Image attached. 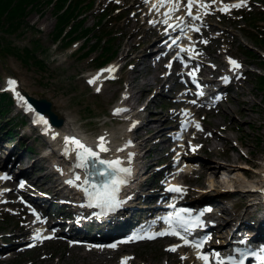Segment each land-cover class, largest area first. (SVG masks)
I'll return each mask as SVG.
<instances>
[{
    "label": "rangeland",
    "instance_id": "rangeland-1",
    "mask_svg": "<svg viewBox=\"0 0 264 264\" xmlns=\"http://www.w3.org/2000/svg\"><path fill=\"white\" fill-rule=\"evenodd\" d=\"M203 2V4H208L210 7L207 9L199 7L197 15H199L201 19L204 18V21L200 19L198 22H200V28H203L204 33L200 34L199 37L195 39V44H201V48L194 52L193 56L196 57V59L205 60L208 67H213L215 63L211 61L206 54H217L219 50L227 49V52L220 56L229 66V58L231 57L241 62L253 63L254 65H242L240 69L234 70L235 72L244 71L242 74H237L240 75L237 81L242 84V92H240L238 90L239 88L236 86L225 87V89L232 90L227 93L228 98L225 100L223 99L219 105L206 109L204 112L202 111V115L205 116L209 112L211 115L209 116V120L214 121L216 119L214 115L218 114V110H222V108L223 110H227L229 115L226 118L223 117V120L225 123H229L232 120L234 121V127L228 130L231 143L235 144L237 147V151H234V153L238 154L239 151H243V153L249 156V158H238L240 169L247 170L251 176H256L257 170L261 168L262 163H264V159L259 157L264 153V135L260 137L257 133L258 124L264 120V87H261L258 82L259 75H264V51L261 48L254 47L255 52H248L247 49L253 48L252 41L245 37L244 34L248 31V21H245V17L247 19L249 18L250 21H255L256 24L261 26L260 29L264 30V20L260 18V14H257L264 9V0H246L247 7H242L246 9L245 12H242V10L240 11V8H232L228 12L220 11L225 5L237 4L240 3V0H215V2H213V0H203ZM134 3L135 0H96V6L91 9L88 14L89 16L86 24L91 28H95L98 35L108 32L116 33V36L113 37V45L114 49L118 51V54L112 59L114 62L111 65L116 67L115 72L111 75L114 77L118 76L119 66L126 62L121 59L122 56L131 48L128 45V41L130 40L129 33L134 27L131 26L128 28V19L129 17L136 16L137 10L130 9ZM116 7H122V10L116 12L115 16L111 17L109 22L105 25L98 26L105 11L112 10ZM248 10L252 12H248ZM206 11L208 13L207 15H205ZM145 21L146 19L142 18L140 23H145ZM25 24V32L20 34L14 33L8 35L0 30V39L3 40L5 46L7 42H11L14 47H19L21 49L25 47L38 49L37 52L40 57L48 62L47 67L42 68L35 63L23 62L12 53L6 54L4 51H1L2 48L0 44V91L4 90V88H8L6 79L10 76H15L30 95L36 98L49 99L57 115H63L66 118L70 117L80 125H84L89 129L88 133H99L121 124H126L125 120L119 119L115 114L116 106L123 102L124 97L128 95L125 89L126 80L111 83L110 85L106 84L105 81H101L93 88L85 87V83L82 81V78H91L95 75L93 73L97 71L96 68L99 66L97 58L101 55L99 51L89 56L88 54H84L85 52L82 50L83 40H78L76 44L70 46L68 49L55 43L53 32L57 25V18L53 8L47 7L43 12H33L28 18V21L26 19ZM154 24H156V18H151L149 24L145 27L146 31ZM154 39H156L154 42H156L155 48L157 49L159 47V39L158 37H154ZM205 40L208 41L207 44L202 43V41ZM37 42H39L40 46L38 48ZM136 56L137 53L133 54L130 58H135ZM145 62L146 60L144 59L142 63L145 64ZM169 64H172V62L170 63L168 61V65ZM170 70L172 71V69ZM180 70L181 69H177V73L181 74L179 81H181L183 77L182 71ZM168 72L169 70H166L164 74ZM97 87L101 88L100 92L96 91ZM176 88L177 84L174 81L171 87L163 93L164 97L161 99L163 107L161 113L165 114L167 111H170L167 105L171 103L179 104L181 101H187L189 99L185 94L181 93L179 87L176 94H174V89ZM220 90H224V88L221 87ZM8 91L13 98V102L5 106L9 111L4 116H1L3 118L0 119V125H3V129H0V136L6 137L0 140V145L5 146V151H1L0 149V159L5 158L6 150L8 152V149H10L12 152L26 150L29 154L26 158V162H32L34 159L38 160L43 156L42 149L48 146L47 136L42 133V136H40L39 128H35L30 122L23 124L24 120H27V118L30 119V112L27 109H25L26 113L21 110V104L17 101L16 94L10 90ZM241 98L247 99L249 105L252 107L247 113H244L245 106L240 102ZM148 99L149 98L146 96L144 101L147 102ZM144 101L142 103H144ZM61 103H63V106H60ZM159 115L161 114L159 113ZM150 116H152V114L148 112L145 114L144 118L148 119ZM244 117L248 119L244 120ZM8 119L17 122L14 127L12 124H8ZM134 121L143 124L142 119H135ZM170 125L168 120L163 123V127L166 129H168ZM12 127L14 131H17L14 138L6 136L8 135V130H10V128L12 129ZM20 136H24L25 143L21 141L18 143L17 139ZM135 136L134 138H136ZM174 137L175 136H164L163 138L162 136L160 138L156 137L152 146L157 147V152L152 159L140 161L139 165L143 166V164L150 163L152 160L163 161L164 164L160 165L159 163V165H157V167H160L158 172H161L170 165H167L165 162L167 160L165 159H168L176 152L177 156L174 158L173 165L174 167H180L181 170L177 175L168 173V175L162 177L160 174L152 172L150 175L148 173L149 176L145 177V169L142 168V170L139 171V178L134 182L135 187L138 188L136 192H140L141 194V196L137 195L138 198L133 200L132 206H135V212H137V210H139L138 212H142L140 209H144L143 202H149L151 200L147 197L149 196L148 194L153 192L152 189L147 188L144 190V188L141 187V182L145 178L149 180L150 184L156 185L157 187L161 186L162 188H160L161 190L159 193L164 192L163 194H165V189L173 184L175 180H178L181 186H190L192 188L198 184L196 179L197 174L190 173L185 167L184 148L189 144L187 145L184 141H180L178 144H170ZM7 138H12L13 141L6 142L5 140H7ZM27 144L29 147H27ZM219 144L221 147L222 144ZM193 146H196L192 149H197V155L199 157H207L205 155V150L198 149L200 143L193 144L192 147ZM192 149L190 146L188 151L191 153ZM209 158H213V160L215 159L217 161H228L220 154H210ZM46 161V159L42 161L38 160L37 167L31 169L27 173L30 175L27 176H32L33 178L37 175H41L43 171L38 167L40 163H49ZM15 162L16 161H14V163ZM163 165L167 166L164 167ZM182 165L183 167H181ZM198 165L199 163L197 166ZM23 166L24 163L23 165L16 164L13 171L20 172ZM50 168L51 167L48 169ZM188 173L192 175H187ZM10 185L15 184L8 182L1 186L8 189L11 187ZM207 185H209L208 182H205L203 187ZM29 189L33 191L34 189H38L35 190V192L43 191L40 188ZM198 191H201V189L194 188L192 193ZM73 192L74 190H64L58 197L53 195H43V197L47 198L45 199L46 203L50 199H72L70 195ZM25 194L26 193L15 187V190L11 193V198H9L13 201L12 203L3 202L7 200L6 197L0 198V251L6 250L2 253V256H0V264H121L124 256L133 258L130 260V264H171L175 262L178 257H184L185 255L183 252H187V250L184 249L182 252L169 251L168 249L173 247L172 245L175 243L171 239H160L155 242L131 243L123 248L106 251L104 254L100 253L104 251L98 247L91 248V246H87L86 244L89 242H82V245H79L77 241L86 240L84 238L82 239L81 234L96 230L99 223L89 221L88 224H90L92 228H90L89 231L86 230L84 233L78 230H72L71 224L69 223L70 221L66 220L65 216V214L72 215L74 212L73 207L69 205H64L62 209L59 210L57 208L58 205L54 206L52 204L50 209L43 208L42 210L44 214V223L56 234L54 239L36 242L33 241V235L31 233L27 234V239L25 241L10 239L14 232L18 234L24 230L22 224L28 221L32 222L34 219V217L31 216L32 205L23 198ZM214 197L213 200H209L208 202L214 203L217 205V208L223 206L231 210L233 204H235L236 211H243V214L241 217L235 218V220H230L229 223L220 224L217 227V230L220 229L219 232L213 231L212 229L213 232L211 231L209 233V237L213 244H223L225 242V237L234 223H239L240 219L241 221L253 219L249 216L253 213L261 214L264 217V207L257 203V200L256 202L254 200L255 203L252 202L253 205L248 206L246 211L243 210V205H248L252 201V197L247 196L243 191L239 193H233V191L229 193L221 192ZM17 200H20V204ZM203 201L207 202V200ZM85 219L86 218H81L79 222H84ZM216 219L217 218H213V220ZM94 232L95 231H92V234ZM69 234H71V237H69ZM111 236L113 235L111 234L97 239L106 242ZM30 243H35L36 246L30 249L28 248Z\"/></svg>",
    "mask_w": 264,
    "mask_h": 264
},
{
    "label": "bare ground",
    "instance_id": "bare-ground-1",
    "mask_svg": "<svg viewBox=\"0 0 264 264\" xmlns=\"http://www.w3.org/2000/svg\"><path fill=\"white\" fill-rule=\"evenodd\" d=\"M127 1V0H124ZM158 0H135V3L130 9L137 10L135 17H129L128 19V28L131 26L134 27V29L130 30V40L128 41L129 47H131L123 56V61H128L129 65L123 67L122 72V78L123 81L126 80V91L129 92V95H126L124 97V101L117 105L116 109H127L125 111L126 113L129 112V117L126 118L125 123L121 124L119 126L113 127L109 130H105L103 132L99 133H88L89 129L86 128L84 125H80L78 122L74 121L70 117H64L63 115H58L60 118L63 119V122L61 125H53L51 124V121L49 119V116L45 113H43L42 117L48 121V125L46 126L43 123L36 122V116L38 115V111L32 106L28 99L26 98L25 92H27L23 86L22 83L19 81V79L15 76H10L6 79V85L8 87V81L9 80H15L17 81V91L20 93L21 96L24 97V99L27 101V104H25L23 101L19 100L17 98V101L24 107V109L28 110V106L30 105L33 111H29L31 115L32 122L36 125V127L40 128V131L46 135L47 141L49 143V146L52 149V153L45 156L40 157L38 160H47L46 162H49L47 164H41L38 167L43 173L41 175H37L36 177H29L27 174L31 169H34L37 167V159H34L32 162H26V158L28 157V153L26 150H19L17 152H12L10 149H8V152L6 154V157L2 160V163L0 164V177L2 174L7 172V170H13L15 160H18L19 163L24 166L18 173L20 176H26L29 180L28 186L29 188H40L41 192H44L45 195L50 196H58L61 192H63L65 189H74V193L76 194V188L73 185H68V183H65L66 177L68 178V175L70 177L72 176L73 172L71 169L75 167L76 160H75V154L73 153L71 156H66L64 154L65 151V138L66 137H76L81 142L86 144L89 147H92L94 150L97 149V145L99 144V138L105 137L107 141V147L109 148V151L106 153H101L102 156H109L111 159H120L122 161V166L126 168H130L131 172L134 174V178H138L137 175L139 174V171L142 170V168L145 169L144 176L147 177L150 175V173H158L162 177L168 175V173H171V175H177L179 171L181 170L180 167H174L173 161L174 158L177 156V153L174 152L168 159H165L167 165H169L165 170L158 172V169L160 167H157V165L164 164L163 161H156L152 160L150 163H145L143 166H140V161H145L147 159H152V157L157 152V147L152 146V143L155 141L154 139L156 137L162 138L164 136H175L172 138L170 144H177L178 141L185 140L186 138H189L191 142L200 143V147H198L199 150H205V155L208 157L203 158L199 157L197 155V149L193 150L190 153L188 148L184 150V159H185V167L188 169V171L191 173L197 174V181L198 184L195 187L188 186L187 188L180 186L184 188V192L191 196V202H199L203 200H207V202L210 200H213L217 194L224 192L229 193L231 192L229 186H235L232 188L233 193H239L241 191L244 192L249 197H252V201L248 205H243V210L246 211L248 206L253 205L252 202L254 200H257L260 198V194L264 192V163H262L261 168L257 170L256 176H251L247 172V170L240 169V166L238 164V158H249L245 153L240 152L238 154H235L234 151H237V147L235 144L231 143V138L228 130L232 129L234 127V121L232 120L229 123H225L223 120V117L226 118L229 113L226 109L218 110V114L214 115L215 120L210 121L209 112L203 116L202 115V108L200 109L199 105H193L191 107L184 108L186 103L184 101H181L179 104L171 103L168 106L170 111H167L165 114L161 113L163 102L162 98L164 97V92L171 87V84L178 80L180 74L177 72H170L167 65V57L165 56L166 53L162 52V50L168 48V45L164 47H158L155 48L156 42H154L156 39L154 37H158V43L159 41L164 38L166 34L171 36L170 32L166 31V28L168 27L167 24H164L162 21L165 19L163 16L162 11H156L153 9V4H158ZM198 5L203 4L201 0H197ZM180 7H182V2L180 4ZM138 8V9H137ZM157 16V19L159 18L160 22L158 24L152 25V27H149L148 31H146L145 27L149 24V20L151 18H155ZM142 18H145V23H140L142 21ZM169 20V23L172 24L175 20ZM190 17L184 18L189 19ZM157 22V20H156ZM140 23V24H139ZM195 24V22L193 23ZM198 26H200L199 23H197ZM185 31H186V37L188 40L183 39L181 40L177 47H179V55L184 57L183 62L186 61L189 62V66L193 68H198L203 73H210V74H220L224 72H232L233 68L230 67L224 59L220 56L223 53L227 52V49L219 50L217 54H206V56L215 63L213 67H208L205 60L202 59H196L192 53L189 52L180 53V48H195L194 46H190V41L193 39V33H192V26H189L188 23L184 24ZM182 33V31L180 30ZM180 32L178 35H180ZM195 36L198 35V32H196ZM173 37H177L175 34ZM170 40V39H169ZM194 45V43L192 44ZM198 47L197 49H199ZM196 49V50H197ZM195 51V50H194ZM137 56L135 58H130L133 54H136ZM146 60L145 64L142 63L143 60ZM122 62V61H121ZM176 69L182 68V61L179 59H176L175 61ZM114 68L116 67L107 65L103 67L102 69H99L97 73L92 76L91 78H82V81L85 83V87H91L97 86L101 81H103L105 78L106 84L116 83L118 81L114 80L113 78H108L111 76L112 73H109L107 71H103L105 69ZM131 68V69H130ZM166 70H169L168 74H164ZM103 71V75L100 76L99 81L97 84L92 85L89 84L88 81L91 80L93 77H96L97 74L101 73ZM183 73L186 74L185 70H183ZM80 78V77H79ZM205 78L215 81L217 79V76L214 77H206ZM237 74L235 72V75L233 79L230 82H221L219 81L220 86L224 87H231L236 86L238 87L239 91L242 92V84H240L237 81ZM223 80V79H222ZM228 81V80H227ZM182 84L177 83V88ZM177 88L174 89V94H176ZM9 89V87L7 88ZM217 91V90H216ZM214 92V91H213ZM0 93H7L0 91ZM28 93V92H27ZM217 92H214L213 95H216ZM7 95H9L7 93ZM10 96V95H9ZM147 96L148 101H144L145 97ZM8 99V98H7ZM144 101V103H142ZM240 102L243 103L244 107V113H247L248 110L252 109V107L249 105V101L247 99L241 98ZM145 104V105H144ZM7 105V104H6ZM60 106H63V103L60 104ZM9 111V109H8ZM151 113L152 116H150L148 119H145L144 116L146 113ZM159 113L161 115H159ZM187 113V115L185 114ZM121 116V115H120ZM119 116V119H120ZM132 119H142L143 124L138 122H132ZM244 120H247V117L243 118ZM168 120L170 122V127L168 129L163 127L164 121ZM197 122L201 123V127L203 131H200L196 128L195 124ZM51 124V125H50ZM182 126H186L185 130H182ZM257 133L260 137L264 135V120L261 121L258 124ZM136 134V136H135ZM138 134V135H137ZM134 136L136 138H134ZM181 136V137H179ZM55 137V138H53ZM177 137L179 138L177 140ZM161 138V140H162ZM157 140V139H156ZM21 142L25 143L24 136H21L20 139ZM186 141V140H185ZM222 146L220 147V144ZM5 146L0 145L1 151H5ZM8 147V146H7ZM27 147L29 145L27 144ZM122 149V150H121ZM7 151V150H6ZM210 154L214 155H222L224 156L228 161H222V160H213V158H209ZM260 158L264 159V153L259 156ZM45 158V159H44ZM199 165L197 166V164ZM13 165V166H12ZM167 165H163L164 167ZM42 166V167H41ZM48 166V167H47ZM72 166V167H71ZM51 167L50 169H48ZM183 167V165L181 166ZM76 168V167H75ZM1 169H3L1 171ZM36 172V171H35ZM149 173V175H148ZM188 173L187 175H192ZM82 180L84 179L81 177ZM6 182L8 180H5ZM0 182L4 183V179L0 180ZM175 183H178V180L174 181ZM205 182H208L209 185L204 186L203 184ZM59 183L62 186H59ZM142 188L152 189V193L149 194L147 197L148 199H151L153 204H149L147 206L153 207L154 205L159 204L161 199L164 197L159 193L161 190L160 187H157L156 185H152L149 183V180L147 178L143 179L142 181ZM201 189V191H198L196 193H192L193 189ZM38 190V189H34ZM137 188H134L133 192H135ZM4 192V193H3ZM132 189L129 193H133ZM11 193H13V190L6 192L4 187H0V198H8L11 196ZM69 193V192H68ZM74 193H72L70 196L72 198L75 197ZM136 193V192H135ZM15 194V193H14ZM17 194V193H16ZM20 194V193H18ZM70 194V193H69ZM126 197V198H125ZM11 198V197H10ZM28 198V197H27ZM26 201H28L26 198H24ZM125 199L122 204V207L130 208L131 203V194H128V196L124 195ZM73 203H76L75 208H80L79 206H82L83 213L82 216L76 217L79 219L83 216H88L90 213L89 206L85 203L83 197H76L74 199ZM11 201V200H10ZM31 205H32V211L31 216L35 217L34 222H25L22 224L23 231L20 233L12 234L10 239H18L21 241H25L27 239V234L33 233V236L35 235L37 230H40L41 233L46 236L49 233H52L50 230L51 228L47 227V225L44 223L43 215L41 212L42 206L36 203H33L29 199ZM28 201V202H29ZM159 201V202H158ZM4 202V201H3ZM13 202V201H12ZM64 202L71 203V199H64ZM158 202V203H157ZM18 203L20 204V200H18ZM255 203V202H254ZM78 204V205H77ZM217 205H214L209 213V217L211 218H217L216 220H209L211 226L210 229H213V231H220L217 230L218 226L220 224L229 223L230 220H235V218L241 217L243 214V211H236V205L233 204V207L230 209H226L225 207L221 206V208H217ZM158 208H160L158 206ZM27 209V208H26ZM244 211V212H245ZM151 210L149 211V214H151ZM158 212V210H157ZM37 215L40 217V221H37ZM116 214L113 213L112 215L107 217V220L110 221L108 223H111L112 216L114 217ZM250 218L248 220H243L240 224L235 222L233 227L228 232L227 236L225 237L224 241L229 240L230 233H238L239 231H243L247 226H251V223L253 221L257 220L258 223V229L257 227L254 228V236L260 237L261 239L264 238V218L261 214H250ZM76 217H72L75 219ZM101 219V218H100ZM105 220V219H102ZM42 221V222H41ZM247 222V223H245ZM107 223V224H108ZM119 227V225H116ZM35 227V228H34ZM234 228V230H233ZM34 229V230H33ZM232 230V231H231ZM106 230L98 231L99 234H104ZM212 231V232H213ZM250 237L247 239L249 240ZM259 239V240H261ZM78 244L81 243V241H77ZM263 243V242H261ZM258 244V243H256ZM124 244L123 246H125ZM94 246L93 244L91 245ZM122 246V247H123ZM104 252H100L104 254L106 251H111L115 249H108V248H100ZM6 250L0 251V256H2V253H4ZM99 251V250H98ZM181 252V251H179ZM178 252V253H179ZM184 257L186 259H182V257H178L175 262L171 264H202V262L197 258L195 254H189L187 252H184ZM127 257V256H124ZM196 262V263H195ZM130 264V261L128 262Z\"/></svg>",
    "mask_w": 264,
    "mask_h": 264
},
{
    "label": "snow or ice",
    "instance_id": "snow-or-ice-1",
    "mask_svg": "<svg viewBox=\"0 0 264 264\" xmlns=\"http://www.w3.org/2000/svg\"><path fill=\"white\" fill-rule=\"evenodd\" d=\"M147 2V0H146ZM215 2V0H213ZM197 0H187L186 8H187V16L194 19L200 20L201 17L199 15H193L192 9L196 6ZM181 0H159L158 4H153V9L159 11L160 8H167V11L163 13L165 19L162 21L164 24L168 25L169 29L175 30L176 28H180L183 32L185 28L181 26V23L177 24H170L169 20L173 18V14L180 10ZM168 5H172L168 7ZM199 7L207 9L210 7L208 4H200ZM247 7L246 0H240V3L233 4V5H225L223 8L220 9L222 12H228L232 8H242ZM207 11L205 15H207ZM177 20L181 21L183 18L177 17ZM192 30L199 32L200 28L197 26H192ZM167 31V30H166ZM173 43H176L173 40ZM202 43L207 44L208 41H202ZM194 51L193 48H180V53L189 52L191 53ZM199 54V53H197ZM177 59L183 62L184 57L179 55ZM229 63L232 66L233 70H238L242 67L234 59L229 58ZM171 67V64L168 65ZM187 67V64H185ZM103 71H107L109 73L115 72L114 68L105 69ZM103 71L97 74L96 77H93L91 80L88 81L89 84L95 85L100 79V76L103 75ZM199 69H195L188 73L189 76L192 77L193 82H196V72ZM108 78H115L114 76H109ZM225 82H227V78H224ZM9 90L14 92L17 98L27 104V101L24 99L23 96L17 91V81L9 80L8 82ZM97 92L101 91L100 87L96 88ZM202 95L203 93H199ZM191 103L195 104L196 101L193 100ZM29 111H33L31 106H28ZM127 111V109H116L115 114L119 115L121 112ZM187 115V113H185ZM38 123H43L44 125H48V121L45 120L43 117L38 116L37 121ZM196 128L200 131H203L201 125L197 122L195 124ZM55 138V137H53ZM65 151L64 154L66 156H71L73 153L75 154L76 164L75 167L79 169H84L87 171L89 177H100L102 178L100 182H94L88 178L82 180L79 174L74 176V179L68 180L67 183L69 185H73L75 187L80 188L83 193L85 194L86 198L89 201V205L91 207L100 208L107 212L114 211L122 206L124 203L119 199V193L122 190V187L126 186L131 177V169L122 166V161L120 159L115 160H106L101 158V153H106L109 151L107 147V141L105 137L99 138V144L97 145V149L94 150L92 147L87 146L83 142H81L76 137H66L65 138ZM122 150V149H121ZM195 150V149H193ZM99 166V167H98ZM95 169V171H92ZM0 179H9L7 176L0 177ZM23 186V185H22ZM169 191H174L181 193L184 190L180 186H173L169 189ZM171 208H175V204L170 205ZM207 211H211L208 209ZM204 215L203 212L199 213L197 216L193 217L192 214L187 209H179L175 216H169L166 222L169 224V229L167 231L158 232V233H151V234H138L131 237L127 241H123L124 243H130L133 241L139 240H152L155 239L157 236H177L179 239L184 241V244L193 248L202 249L210 237H205L204 239L196 240L192 239L189 240L188 236L191 234L192 230L196 228L204 227V222L201 217ZM37 221H40V217L37 215ZM42 222V221H41ZM52 236H44L40 230H37L33 239L36 241H42L47 239H52ZM111 248L115 249L117 247L116 244L110 245ZM179 246H173L169 248V251L175 252L177 251ZM239 256L241 257L237 260L234 257H229L228 264H244V259L249 256V254L254 255L257 259L261 261V264H264V249L259 251L253 252L251 249H237ZM214 257L216 259V264H225V262L220 258L219 253H214ZM198 259L204 261V264H212V260L210 259L209 255L203 254L202 252L198 255ZM133 259L132 257H124L122 259L121 264H128V262ZM182 259H186V257H182Z\"/></svg>",
    "mask_w": 264,
    "mask_h": 264
},
{
    "label": "trees",
    "instance_id": "trees-1",
    "mask_svg": "<svg viewBox=\"0 0 264 264\" xmlns=\"http://www.w3.org/2000/svg\"><path fill=\"white\" fill-rule=\"evenodd\" d=\"M96 6V0H0V30L8 35L25 32L26 19L35 11H44L47 7L53 8L57 18V25L53 32L55 43L59 46L69 48L78 40H83L82 50L84 54L91 55L100 52L97 58L98 65H105L112 60L118 51L114 49L113 37L116 33L108 32L101 35L96 33L95 28L87 26L88 14ZM250 12V11H249ZM116 10L105 11L98 26L105 25ZM260 18L264 20V9L260 11ZM259 19V20H261ZM248 21L246 33L244 34L253 43V47L264 50V30L255 21ZM28 25V24H27ZM1 51L12 53L23 62L35 63L39 67L46 68L48 62L41 58L38 49L25 47L23 49L14 47L11 42L5 46L0 39ZM39 42H37V48ZM252 47V46H251ZM255 49H247L248 52H255ZM260 86L264 87V75H259ZM8 98V99H7ZM12 103V99L7 93H0V118L8 112L6 104Z\"/></svg>",
    "mask_w": 264,
    "mask_h": 264
},
{
    "label": "water",
    "instance_id": "water-1",
    "mask_svg": "<svg viewBox=\"0 0 264 264\" xmlns=\"http://www.w3.org/2000/svg\"><path fill=\"white\" fill-rule=\"evenodd\" d=\"M28 99L35 105L36 109L46 113L55 124H61L62 119L53 110L52 102L47 98H36L27 94Z\"/></svg>",
    "mask_w": 264,
    "mask_h": 264
}]
</instances>
